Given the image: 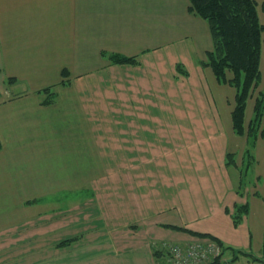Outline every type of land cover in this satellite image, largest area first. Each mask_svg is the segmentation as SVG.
Here are the masks:
<instances>
[{
    "label": "crops",
    "instance_id": "crops-1",
    "mask_svg": "<svg viewBox=\"0 0 264 264\" xmlns=\"http://www.w3.org/2000/svg\"><path fill=\"white\" fill-rule=\"evenodd\" d=\"M256 2L264 25V0ZM189 7L190 0H0V264H164L157 247L198 238L230 247L226 264H264V189L243 188L251 166L261 164L264 138L251 144L235 133L236 90L206 66L210 27ZM169 71L189 83L188 99L210 106L215 137L205 139L203 158L195 152L197 179L179 186L174 178L181 197L168 195L167 210L138 161L148 154L140 137L103 132L120 126L123 111L138 129L156 105L152 91L175 92L167 87ZM261 72L247 130L264 91V33ZM46 88L55 93L50 103ZM181 138L173 137L183 163ZM165 167L180 171V164ZM80 190L93 192L68 200ZM242 205L248 212L236 224Z\"/></svg>",
    "mask_w": 264,
    "mask_h": 264
},
{
    "label": "rangeland",
    "instance_id": "rangeland-1",
    "mask_svg": "<svg viewBox=\"0 0 264 264\" xmlns=\"http://www.w3.org/2000/svg\"><path fill=\"white\" fill-rule=\"evenodd\" d=\"M169 76H166L165 80L167 87L172 93L171 98L166 94L157 95L152 91V95L156 98V105L154 109L147 110L145 113L144 121H138V129H130L127 124L128 115L126 112H122V119L120 121V126L117 125H107L103 136L105 137H140L139 142L143 143L147 149L148 154H144L138 161L143 164L142 167L144 176L151 179V186L154 189L155 195H160L164 198V203L161 204L162 207H167L169 209L167 202L169 201L168 195L175 194L176 200L180 199V188H175L174 178L176 179L177 185L180 186L182 179L186 178L189 182L193 178L198 177L199 162L193 159L194 156H197L195 152H198V155L202 157L204 154L203 150L206 149L207 143L206 140L210 141V137H215L211 129V125L208 123L213 119V111L210 106L207 104L206 107L204 104H201V107L197 104L196 101H191L188 99L186 94V88L189 90V83L183 81L184 77L180 72L169 71ZM167 74V73H166ZM182 76V77H181ZM164 87H162V90ZM155 90H159L156 89ZM260 90V89H259ZM258 90V91H259ZM260 90L256 97L259 95ZM162 97L166 100L165 103H161L157 98ZM190 97L193 95L190 93ZM133 106V112L135 113V107ZM129 116H131V109H128ZM110 115L108 116V118ZM114 118V115H112ZM132 119H129V122L132 123ZM136 122V120H135ZM224 124V123H223ZM225 125V124H224ZM104 128V127H103ZM121 131H127L128 134L120 135ZM130 132V134H129ZM165 137V138H162ZM169 137V140L168 138ZM173 137H185L181 138L179 146L184 147L187 144V161L178 160L181 157L182 153L178 152V147L175 144L176 139ZM204 137V139H202ZM206 139V140H205ZM178 140V139H177ZM211 143V141H210ZM153 146V151L149 149ZM263 147V145H262ZM158 151V153H156ZM202 154V155H201ZM126 155V154H125ZM169 155H171L169 157ZM203 158V157H202ZM196 161V162H195ZM227 161V160H226ZM114 165L119 168H122V158L113 159ZM169 163L171 165L180 164V171H171L165 166ZM123 164L130 165L129 158H123ZM164 165V166H163ZM127 167H124L126 169ZM251 170L243 178V188L247 187L248 191L253 190V188L258 187L257 189H264V154L261 153V164L257 167V171L254 170V167L251 166ZM262 174V177L256 178V172ZM125 175L126 172H124ZM163 179H170L172 182V188L170 185L166 186V182ZM185 183V181L183 182ZM183 183L181 185H183ZM180 189V190H179ZM189 189V188H187ZM93 191L80 190L71 193V197L68 200H74L76 202H82L85 199H88L89 194ZM249 192H246V195H249ZM140 194L146 195L145 189L139 191ZM245 194V192H242ZM264 196V193H262ZM180 196V197H179ZM61 198V196H60ZM67 200V199H65ZM172 211H167V214H171ZM229 248L225 246L226 256H229Z\"/></svg>",
    "mask_w": 264,
    "mask_h": 264
},
{
    "label": "trees",
    "instance_id": "trees-1",
    "mask_svg": "<svg viewBox=\"0 0 264 264\" xmlns=\"http://www.w3.org/2000/svg\"><path fill=\"white\" fill-rule=\"evenodd\" d=\"M189 11L209 24L213 49L206 53L205 64L211 67L220 84H228L236 90L233 128L239 136L247 134L250 143L254 144L259 138L258 134L264 138V91L256 97L254 116L248 130L245 127V113L249 99L262 80L264 25L260 19L258 3L256 0H190ZM116 61L128 64L138 62L134 58L120 57ZM7 81L12 83L15 79ZM43 92L50 96L44 103L54 100L55 93L50 88ZM247 212V205H242L233 213L234 222L240 223ZM173 228L189 231L183 227ZM156 252V256L161 253Z\"/></svg>",
    "mask_w": 264,
    "mask_h": 264
},
{
    "label": "built area",
    "instance_id": "built-area-1",
    "mask_svg": "<svg viewBox=\"0 0 264 264\" xmlns=\"http://www.w3.org/2000/svg\"><path fill=\"white\" fill-rule=\"evenodd\" d=\"M164 264H223V247L212 239L163 244Z\"/></svg>",
    "mask_w": 264,
    "mask_h": 264
}]
</instances>
